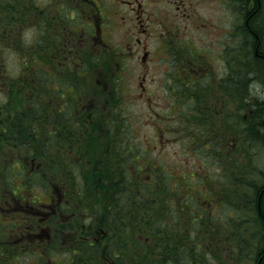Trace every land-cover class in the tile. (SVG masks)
<instances>
[{"label": "trees", "instance_id": "obj_1", "mask_svg": "<svg viewBox=\"0 0 264 264\" xmlns=\"http://www.w3.org/2000/svg\"><path fill=\"white\" fill-rule=\"evenodd\" d=\"M240 1L242 22L237 23L236 28L240 25L238 32L245 35L244 42L249 49L248 54L243 55L240 48L244 43L236 45L238 58L237 62L235 60L234 72L237 75L246 71L253 73L250 74L253 76L250 77L252 82L249 86L256 83L263 91L262 96L259 94L257 99L252 98L250 106L253 117L256 113L255 118L259 117L260 121L254 126L256 119L253 120L251 116L253 121L252 128L249 129L250 136L255 127L254 136L260 137L261 131H264V28L262 23L257 25L256 22L262 19V12L259 13L258 10L254 19L247 23L249 12L258 8L259 0H253L250 10L249 3L252 0ZM27 2L0 0V76L6 74L9 84L15 87L17 86L14 77L6 71L7 65L2 51L9 43L10 34H14L16 39L19 37L20 27L25 23ZM29 8L35 11V6ZM14 25H18V28L14 29ZM256 73L260 76L257 77ZM37 74L33 71L26 75L28 79L34 78L35 86L38 82ZM246 78H249V75ZM17 79L19 80V77ZM13 91L9 88V96L16 98L17 106L20 107L22 102L31 103L23 104V107L15 112L12 124L9 117H6L5 105L8 102L0 106V140L7 144L1 150L7 154L6 147L9 146L13 149L12 154L18 153L23 157L29 150L25 143L37 145L39 149L43 147L42 151H34V154L43 160L41 172L37 174H43L47 179L42 177L39 183L32 180L28 186L33 188L35 184L44 188V204L50 201L46 197H52L46 191L48 185H51V178L57 166L65 188L66 200L61 206L63 210L60 220L68 215L65 219L68 221L59 223L60 253L57 254L58 248L52 242L44 244L39 259L51 261L35 264H242L243 258L248 260L247 264H264V247H257L260 249L257 251L255 246L248 242V227L244 226L246 221L253 222L262 235L261 240H264V181L260 187H253L256 199L250 208L244 204L251 201L250 196L246 194L248 199H245V190L241 191V184L245 182L236 176L248 161L245 142L240 140L244 138L246 131L243 127L229 129L228 117L226 123L220 122L222 124H219L217 132L234 135L238 142L232 149V154L237 152L239 158L232 157L231 153L227 154L221 159L222 162L225 161L221 164L222 178L217 179L215 175L208 174V180L202 181L195 173H191L193 176L188 173L179 176L176 171L170 169V164L166 166L165 162L156 161L154 156L149 155L148 148L130 144L128 139L132 140L133 135L128 133L123 121L115 128V138L111 137L109 142H106V130H110L105 124H99L102 116L99 109L93 111L90 129L85 133L81 128L75 127L78 130L74 134L69 130V134H60L62 137H57L59 133L55 136L52 131L59 132L64 127L53 128L48 132L50 126L57 125V120L46 113L41 114L40 110L37 111L34 98H27L17 90ZM239 96L241 95L237 98ZM35 115L41 126L39 131L41 130L42 137L35 136L32 129L36 124ZM122 135L124 145L117 142L114 144L115 139L117 141ZM193 138H198V134L193 135ZM40 141L42 144H39ZM54 142L58 147L54 148ZM196 144L198 146V143ZM135 151L140 152L137 156L139 162L131 157ZM0 157L3 158V163L0 161L1 175L8 170L5 161L8 158L3 154H0ZM21 165L23 164L15 163L10 174L14 175L16 166L20 168ZM23 167L28 168L25 165ZM231 172H235L234 178L231 177ZM70 176L71 181L67 179ZM195 177L199 179L201 186L205 187V191L195 189L199 184ZM68 201L69 204H65ZM217 206L228 209L229 213H232V210L233 213L227 215L223 210L216 215L217 221L214 211L209 214ZM222 214L225 219L220 220ZM97 231H104L105 234L100 235L99 239L101 236L106 237L100 239V242L105 244L102 249L99 247V239L88 243L83 238L84 235L88 236ZM64 235L69 239L68 247H64L60 239V236L63 238ZM262 243L264 244V241ZM12 250L14 252L17 249ZM19 250L25 251L26 255H32L35 248L26 247Z\"/></svg>", "mask_w": 264, "mask_h": 264}, {"label": "flooded vegetation", "instance_id": "obj_2", "mask_svg": "<svg viewBox=\"0 0 264 264\" xmlns=\"http://www.w3.org/2000/svg\"><path fill=\"white\" fill-rule=\"evenodd\" d=\"M33 6L35 15L29 8ZM252 6L253 0L249 10ZM25 8L24 30L20 33H35L25 39L21 36L23 68L38 73L37 86L30 84L29 88L37 89V111L57 120L48 132L64 127L52 131L55 136L59 133L57 137L69 134V130L74 134L80 128L85 133L90 129L93 111L101 107L99 101L115 96L123 101L137 97L164 104V108L182 105L186 113L192 110L187 104L202 101L211 91L217 103L225 97L229 103L234 100V18L228 23L226 36L218 33L216 39H209V48L220 44L223 48L215 56L206 54L209 48L203 47V38L194 29L213 35V27L219 25L201 16L199 0H30ZM258 9L262 10L261 5ZM250 14L247 23L252 19ZM189 30L193 31L191 35ZM13 40L10 34V45ZM133 63L140 70L135 79ZM108 73L116 79L107 78ZM6 98V117L12 124L21 107L15 97ZM34 121L35 136L42 137L36 115ZM24 145L28 153L22 157L10 149L7 165L10 168V160L17 161L28 170L17 168L14 175L0 176V264L20 263L22 258L31 263L51 261L39 259L44 244L49 242L59 254L60 201L65 198L61 171L59 166L55 168L46 191L52 196L46 197L51 202L44 204V188L28 186L32 180L39 183L42 177L47 179L37 174L43 160L34 154L43 147ZM53 146L58 147L56 142ZM26 247L35 248L32 255L18 251ZM12 248L17 250L13 252ZM21 253L25 257L19 258Z\"/></svg>", "mask_w": 264, "mask_h": 264}, {"label": "rangeland", "instance_id": "obj_3", "mask_svg": "<svg viewBox=\"0 0 264 264\" xmlns=\"http://www.w3.org/2000/svg\"><path fill=\"white\" fill-rule=\"evenodd\" d=\"M240 0H199V10L201 12V16H203L205 19H211L215 25L219 26H214L213 27V35L210 34V31L205 30L201 32L200 30L194 29L195 32L199 34V37L203 38V47L209 48L210 45V38L216 39L217 36L220 34H223L226 36L225 32L228 27V23L230 24L231 21L234 18V22L237 24L239 22H242V17H241V7H240ZM229 4L232 5V11L229 10ZM259 4L261 5L262 12L261 18L264 20V0L260 2ZM258 4V5H259ZM259 5V6H260ZM259 10V9H258ZM258 10H254L252 14H250V18L252 17V20L254 19V16L258 13ZM233 12V14H232ZM244 22V21H243ZM261 19L258 20L257 25H261ZM240 24V23H239ZM239 27L236 28V34H235V46H234V57L237 62V44L244 43L241 49V54L247 55L248 54V49L246 47V42L245 41V35L238 32ZM262 27L264 28V23H262ZM34 30H26L25 32L22 33L23 36H28L30 35ZM27 33V34H26ZM35 33V32H33ZM193 31L189 30V34L191 35ZM264 33V29H263ZM220 40H223V38H220ZM224 44H228V42H224ZM200 44L198 43V47ZM250 47V46H249ZM223 48L222 44L217 45L216 47L209 48L206 54L213 55L215 56L218 51H220ZM236 51V52H235ZM3 53V59L4 62L10 67V72L13 77H17L18 72L20 71L19 65L20 63L18 62L17 58L12 54L9 50L2 51ZM237 66V64H236ZM234 69L235 64H234ZM236 71V70H235ZM140 72L139 68L135 63H133V76L134 79L136 77V74ZM253 73H249L248 71L246 72H240L239 75L234 72L233 75V83H234V94H235V116H234V121H235V128L243 127L245 131L244 138L240 139L241 141L245 142V150L248 155V161L244 166L241 167V172L238 173L236 176L240 177V179H243L245 183L241 184L242 190H245V199H248L246 196L249 195L251 198L250 202L244 203L250 208L253 207V201L256 199L255 194L253 193V187L257 188L260 187L263 184L264 181V131H261V134L259 135L260 137H255V127L253 129V134L251 133L250 136V131L249 129L252 128L251 122L256 119V113L255 116L253 117L251 110L249 107L252 105V98L254 100L257 99L256 96L260 94V96L263 95V91L257 87L256 83L253 85L249 84L252 82L250 79V75ZM227 75V74H226ZM249 75V78H246V76ZM257 77L260 74L256 73ZM255 75V76H256ZM97 78V76L93 75V79ZM27 86H18L15 87L13 85L7 84V77L6 74L0 77V87H3L5 92L11 88L14 91H18L22 96H25L27 98H34L37 96V90H31L30 84H34V78L32 79H25ZM226 85H227V80H226ZM13 86V88H12ZM256 90V91H255ZM238 95L239 98H237ZM6 96L4 94L0 93V103H3L4 100H6ZM112 101V108L113 110H130L131 112L134 113V122H135V128L133 129V134L138 135L139 140L142 142L144 137L146 138L145 141L147 143L144 144V142L141 143L142 146H147L150 148V145L152 149L150 152H148L149 155L156 156L158 161H163L167 165L166 166H172L170 169L172 171H176L179 176L183 173H188V175L193 176L191 173H195V176L199 177L202 181L208 180V174L210 175H215L217 179L222 178L220 174L222 173V158H225L227 154L230 153L232 150L231 148L236 144L238 141L235 140L234 135H228L227 133H222L220 135H212L208 133V135H205L204 137L198 138L194 142L193 134L188 135L186 140L182 139L180 137V134H170L167 130L161 135V138L157 141L156 140V134L157 131L159 130V124L162 120H164V112L161 110L157 109L156 112L155 108H159V106H162L163 104L161 103H149L147 100L143 99H138L137 97L133 98H127L125 101H123L121 98H116L111 97ZM205 109L209 107L207 104V101L203 100ZM257 101V100H256ZM31 103V102H30ZM29 102L27 104H30ZM197 103H193V106H195ZM192 107L190 104H187V106ZM19 106V105H18ZM20 107H23V102ZM155 107V108H154ZM182 108V105H180V109ZM215 109V108H214ZM211 111V108L206 109V113L203 114H208L209 117L213 119H218L219 114L217 110ZM224 111H227V105L224 107ZM35 112V111H34ZM24 114L22 115V117ZM251 116L253 117V120H251ZM219 120V119H218ZM259 117L254 120V126L260 123ZM220 121V120H219ZM204 140L202 143L201 140ZM243 142L241 144H243ZM198 143V146L197 144ZM231 143V144H230ZM6 142L0 140V154H3V156L7 157L8 159L10 158L9 154H5L3 150H1L2 147L6 146ZM205 145V146H204ZM243 146V145H242ZM10 148L9 146L6 147V153H9ZM140 154L139 151H135L134 153L131 154V157L133 160L136 162H139V158L137 156ZM147 154V152L145 153ZM237 152H234V158H239L237 156ZM145 157V156H143ZM6 159V163L7 160ZM141 160V159H140ZM0 161L3 163V158L0 157ZM11 161V160H10ZM145 161V159L143 160ZM15 163L10 162V166ZM18 166V165H17ZM16 166V169H17ZM8 167V170L5 172L7 175L11 172L12 169ZM237 168V166H234ZM21 168V167H20ZM22 169V168H21ZM235 172L237 173V169H235ZM235 172H231V177L234 178ZM5 174H1L0 176H6ZM196 182L199 183V179L195 177ZM197 190H203L205 191V187L201 186L199 183L198 186L195 188ZM211 192H214L211 190ZM205 204V203H204ZM209 207L210 205L207 204ZM213 208V207H212ZM249 209V208H248ZM225 210L227 215H230L233 213L231 210L229 213L228 209L225 208H213L210 213H213L214 211V218L218 221L216 215L219 212H222ZM248 211V210H247ZM225 219L224 214H222V217H220V220ZM251 220V218L249 217ZM231 220V219H230ZM244 226L248 227V242H251V245L255 246L254 248L257 249H263L264 244L262 243V235L260 234L259 230L257 227L254 226L253 222L246 221L244 223ZM100 235H105L104 231H97L94 234H89L84 235L83 238L87 240L88 243H92L91 240H98ZM104 236H101V238ZM100 238V239H101ZM106 238V237H104ZM61 241L63 242L64 247H68V237L64 235L63 238H61ZM100 239L98 240L99 247L102 249V247L105 244H102L100 242ZM97 242V243H98ZM260 249H257L260 250ZM251 250V248H250ZM252 254V250H251ZM20 257H25L23 253L20 254ZM254 257V256H253ZM251 257V259L253 258ZM28 258H22L20 264H27ZM248 260L246 258H243L242 264H247Z\"/></svg>", "mask_w": 264, "mask_h": 264}, {"label": "bare ground", "instance_id": "obj_4", "mask_svg": "<svg viewBox=\"0 0 264 264\" xmlns=\"http://www.w3.org/2000/svg\"><path fill=\"white\" fill-rule=\"evenodd\" d=\"M209 72V71H208ZM209 76V75H208ZM203 78V77H202Z\"/></svg>", "mask_w": 264, "mask_h": 264}]
</instances>
